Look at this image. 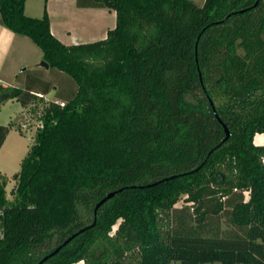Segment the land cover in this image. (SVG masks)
I'll return each instance as SVG.
<instances>
[{
	"label": "trees",
	"instance_id": "obj_1",
	"mask_svg": "<svg viewBox=\"0 0 264 264\" xmlns=\"http://www.w3.org/2000/svg\"><path fill=\"white\" fill-rule=\"evenodd\" d=\"M81 1L115 25L64 44L45 7L0 0L1 24L75 83L63 105L37 77L0 85L43 102L10 199L0 172V264H37L84 227L42 264H264V0Z\"/></svg>",
	"mask_w": 264,
	"mask_h": 264
},
{
	"label": "crops",
	"instance_id": "obj_2",
	"mask_svg": "<svg viewBox=\"0 0 264 264\" xmlns=\"http://www.w3.org/2000/svg\"><path fill=\"white\" fill-rule=\"evenodd\" d=\"M199 1L200 3L203 2V0ZM69 3H71L74 14L78 16L89 14L98 18L101 16L105 20L103 21V25L99 26L97 30L95 28L92 30L86 25H82L83 22L80 25L79 23L64 21L65 23L59 25L58 22L53 20L52 12L50 8L46 6L45 2L44 7L49 17L51 32L62 43L71 44L100 39L105 36L107 29L114 27L115 12L113 10L103 7L87 6L82 1V4H78V0H69ZM26 5L27 0H25L24 12L26 15H30V13L26 11ZM95 35H100V38H95ZM36 53V44H34L27 36L12 32L0 22V85L3 87L19 86L23 81L22 85L27 83L31 92L38 91L34 88V86H30L36 81L35 76L30 73L31 68L37 63ZM19 72L25 74L22 80H18ZM46 95L47 94L45 93L44 96ZM56 99L63 101L61 98ZM13 102H17L20 105V109L17 112L9 114V119L3 122L0 121V125H10L9 131L0 145V153L5 147H7L10 157H15L16 154V157L19 159V157H21L23 154V147H25L24 144L21 143L22 141L19 139L22 138L24 140V137H21L20 134L24 130L16 118L19 116L21 111L27 109L29 105L24 106L16 98H9L6 100H1L0 107L7 104H12ZM18 142H20L21 145L23 144L22 150L21 147L20 149L18 148ZM253 143L264 146V132L254 134ZM24 149H26V147ZM0 172L8 177V175L5 172H2V170H0Z\"/></svg>",
	"mask_w": 264,
	"mask_h": 264
},
{
	"label": "rangeland",
	"instance_id": "obj_3",
	"mask_svg": "<svg viewBox=\"0 0 264 264\" xmlns=\"http://www.w3.org/2000/svg\"><path fill=\"white\" fill-rule=\"evenodd\" d=\"M50 8L53 16V20L55 22H58L59 25L65 23V22H73V23H81L82 25H86L90 29H96L99 26L103 25V21L105 20L103 17H93L89 14L85 15H76L73 12L71 3H69V0H27V8L26 11L30 13L29 16L33 17H40L43 13V9L45 6ZM195 3L201 4L199 0H194ZM65 21V22H64ZM106 22V21H105ZM107 23V22H106ZM96 34V33H95ZM99 34V33H97ZM100 35H95V38H100ZM37 49V63L35 66L31 68V74L34 75L37 78H40L41 81H38V83L35 85L36 88H40L42 85L46 84L48 85V92L46 93V96H43L42 101H60L56 98L65 97L69 98L72 96L74 90H75V83L70 78L69 75H67L64 72H61L55 68L51 67H45L40 64V61H42V52L38 46H36ZM22 71V69H21ZM24 73L19 72L18 80H22L24 77ZM23 84V81L21 83V86ZM40 100L35 99L27 109H24L21 111L19 116L16 118L19 124L21 125L22 131L21 137H24V140L22 138H19L26 147H23V144L21 145L19 143V149L23 147V154L19 159L16 157H10V154L8 153L7 147H5L2 152L0 153V170L2 172H5L8 175V180L5 185L6 189V196L8 199H10L12 196L10 194V189L13 188L15 181L11 178V175L18 171L20 162L22 158L25 156L29 145L32 142V136L35 132V129L40 125L39 121V115L41 113V108L43 106V102ZM64 103V101H62ZM20 109V105L17 102H13L12 104H7L0 107V121H5L9 119V114L13 112H17ZM19 131V130H18ZM27 138V139H26ZM27 141H26V140ZM7 151V152H6ZM10 175V176H9ZM182 204L181 200L178 201L175 205V207H179ZM226 224L221 222V228H225ZM115 228V226H114ZM74 264H81L80 262L74 263ZM173 264V263H172ZM212 264H221L220 262H213Z\"/></svg>",
	"mask_w": 264,
	"mask_h": 264
},
{
	"label": "water",
	"instance_id": "obj_4",
	"mask_svg": "<svg viewBox=\"0 0 264 264\" xmlns=\"http://www.w3.org/2000/svg\"><path fill=\"white\" fill-rule=\"evenodd\" d=\"M258 0H256L252 7L256 6ZM247 8H244V9H240L239 12H243L245 11ZM229 15H227L223 20H225ZM40 64L47 67L48 64L46 61L42 60L40 61ZM212 105V103H211ZM212 111L214 113V115H216V112H215V109L214 107L212 106ZM217 117V116H216ZM218 121L221 123L220 119L217 117ZM222 126H223V129H224V132H225V136L223 138V140H225L227 137H228V129L227 127L225 126V124L222 123ZM116 192H118V190H111L109 192H107L101 199H99L96 204L94 205L93 207V214H94V217L96 215V211L97 209L105 202L107 201L109 198H111L113 195L116 194ZM95 219V218H94ZM94 222V221H93ZM85 228V227H84ZM84 228H81L79 229L78 231L72 233L71 235H69L66 239H64L61 243H59L52 251H50L49 253H47L46 255H44L38 262L37 264H42V262L44 260H46L48 257H50L51 255L55 254L56 252H58L64 245H66L75 235H77L79 232H81Z\"/></svg>",
	"mask_w": 264,
	"mask_h": 264
},
{
	"label": "built area",
	"instance_id": "obj_5",
	"mask_svg": "<svg viewBox=\"0 0 264 264\" xmlns=\"http://www.w3.org/2000/svg\"><path fill=\"white\" fill-rule=\"evenodd\" d=\"M37 95L41 96L40 93H37ZM55 102L59 103L60 105H63L64 103L62 101H56ZM245 199L248 198V191H244ZM114 228V227H113ZM81 263V262H80Z\"/></svg>",
	"mask_w": 264,
	"mask_h": 264
}]
</instances>
